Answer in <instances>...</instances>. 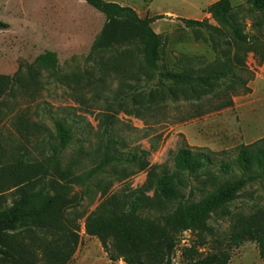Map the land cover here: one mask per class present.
<instances>
[{
    "label": "rangeland",
    "instance_id": "rangeland-1",
    "mask_svg": "<svg viewBox=\"0 0 264 264\" xmlns=\"http://www.w3.org/2000/svg\"><path fill=\"white\" fill-rule=\"evenodd\" d=\"M104 1L130 7L141 18L163 16L151 24L163 41L161 69L224 72L226 77L203 95L199 91V99L184 91L177 99L163 98L138 44L90 52L105 18L83 0H0V20L8 24L0 30V77L8 78L0 97V144L6 162L22 157L49 170L40 175L35 191L42 199L58 196L60 232L78 228V245L67 264H123L107 259L99 241L85 234L84 221L107 197L143 189L153 166L157 173L176 176L181 199L197 202L240 175L237 169L222 174L221 162H233L239 145L264 137V60L248 46H233L229 29L207 12L217 0ZM230 1L239 28L264 45V31L252 29L264 23V16L246 0ZM181 19L204 25L188 27ZM48 52L56 56L54 68L38 60ZM56 123L71 132L63 150ZM183 145L214 153L203 172L188 176L174 168L173 155ZM107 152L112 159L103 164ZM144 195L152 205L138 213L149 218L171 214L180 203L156 202L151 190ZM18 197L14 189L6 192L0 208ZM263 210L261 180L213 212L200 234L183 233L174 261H180L181 248L201 237L203 254L230 249L228 264H264L255 242L228 246L238 224ZM37 237L35 259L41 264L38 245L50 237Z\"/></svg>",
    "mask_w": 264,
    "mask_h": 264
},
{
    "label": "trees",
    "instance_id": "trees-1",
    "mask_svg": "<svg viewBox=\"0 0 264 264\" xmlns=\"http://www.w3.org/2000/svg\"><path fill=\"white\" fill-rule=\"evenodd\" d=\"M83 1L105 18L90 52L138 44L144 63L151 71L150 80L156 78L157 94L163 98L177 99L180 91L193 97L199 91L203 95L205 90L226 77L224 72L195 74L161 69L159 61L163 41L151 24L163 16L141 18L132 8L114 2ZM246 2L254 12L264 16V0ZM207 12L220 25L229 29L234 47L248 46L264 60V45L259 43V36L248 35L239 28L233 20L230 0L215 1L207 8ZM181 21L188 27L204 25L203 22L192 19ZM260 23L252 29L260 28L264 31V23ZM7 28L8 24L0 20V30ZM38 60L52 68L56 66V56L52 52L41 55ZM243 63L239 59V64ZM7 85L8 78L0 77V97ZM231 104L230 101L226 106ZM55 127L59 137V149L63 150L70 141V129L62 123H56ZM213 155L208 150L192 149L183 145L173 155V166L180 174L194 176L206 169ZM5 156L0 144V199L13 189L19 193V197L10 206L0 208V264H37L34 243L38 234L50 237L38 245L41 248V264H67L78 245V228L62 232L64 225L60 228L61 220L56 216L58 196L42 199L41 193L35 191L40 175L46 176L49 170L40 165L27 164L22 157L15 163H8ZM104 159L103 164H107L112 158L107 152ZM136 159L135 155L133 160ZM157 169L158 166L149 169L143 189L128 196L113 194L107 197L100 205V210L85 219V234L99 241L107 259L112 263L228 264L231 250L203 254L200 249L205 241L200 236L196 242L181 248L179 262L174 259L183 233L200 234L213 212L234 201L237 193L247 185L264 180V137L248 145H239L233 162H221L219 169L222 174L229 176L233 169H237L240 175L226 179L215 192L197 202L181 199L176 189V176L166 170L157 173ZM150 190L153 191L156 202L179 199L180 203L166 216L157 219L141 216L138 210L152 205L144 195L145 191ZM26 237L28 241H25ZM246 240L257 244L259 256L264 263V210L241 221L230 234L228 246L239 247Z\"/></svg>",
    "mask_w": 264,
    "mask_h": 264
}]
</instances>
